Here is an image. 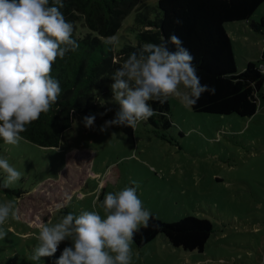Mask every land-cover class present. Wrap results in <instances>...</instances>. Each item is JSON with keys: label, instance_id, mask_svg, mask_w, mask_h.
I'll use <instances>...</instances> for the list:
<instances>
[{"label": "rangeland", "instance_id": "rangeland-1", "mask_svg": "<svg viewBox=\"0 0 264 264\" xmlns=\"http://www.w3.org/2000/svg\"><path fill=\"white\" fill-rule=\"evenodd\" d=\"M146 2L153 18L158 0ZM263 15L264 4L251 18L260 21ZM136 17L132 11L124 19L115 52L125 43L136 44ZM225 28L238 71L247 62H261L262 33L231 23ZM263 94L264 85L251 117L194 112L170 96L165 118L157 114L155 123L146 120L135 129L112 127L102 133L100 127L119 108L112 98L102 101L92 129L83 124L85 114L76 113L58 147L44 148L24 139L17 145L1 142L0 158L22 175L8 187L19 194L0 190V204L11 202L16 212L0 225L7 233L0 239V264H52L54 258H30L39 243L40 225L52 226L69 212L97 211L103 218L104 195L134 186L133 180L144 207L157 219L207 218L213 232L202 253L174 247L164 234L142 248L132 242L130 264H263ZM5 175L0 170V181ZM70 245V240L62 242L56 257Z\"/></svg>", "mask_w": 264, "mask_h": 264}, {"label": "clouds", "instance_id": "clouds-1", "mask_svg": "<svg viewBox=\"0 0 264 264\" xmlns=\"http://www.w3.org/2000/svg\"><path fill=\"white\" fill-rule=\"evenodd\" d=\"M62 7L63 0H0V138L6 144L17 145L23 139L21 133L47 113L61 94L59 80L51 75L53 64L79 47L73 39L74 25L65 18ZM106 41L113 48L119 42L116 35ZM169 44L175 46L174 50ZM194 59L175 34L162 38L159 44L146 42L138 51L129 53L114 71L109 86L119 108L99 131L112 127L135 129L139 122L158 114L149 101L163 105L174 96L190 108L204 93L215 95L214 86L201 83ZM95 120V114L84 116L85 128L92 129ZM0 170L6 174L0 188L10 187L22 175L6 158H0ZM131 184L134 186L104 195L100 203L103 218L97 211L79 215L69 212L52 226L40 225L39 243L31 260L54 258L52 264H130L135 234L141 226L148 228L152 219L137 194L139 184L135 180ZM10 215L16 216L12 203L0 204V225ZM6 235L0 230V239ZM66 240L71 245L56 257L60 244Z\"/></svg>", "mask_w": 264, "mask_h": 264}, {"label": "trees", "instance_id": "trees-1", "mask_svg": "<svg viewBox=\"0 0 264 264\" xmlns=\"http://www.w3.org/2000/svg\"><path fill=\"white\" fill-rule=\"evenodd\" d=\"M263 4L264 0H158L151 18L152 8L146 0H63L61 11L73 23V39L79 47L53 64L51 75L59 80L61 94L47 113H42L21 133L23 139L44 148L58 147L76 113L97 115L103 109L102 101L113 98L109 87L112 75L128 54L138 51L146 42L159 44L171 34L177 35L194 56L201 83L216 89L215 95L204 93L192 110L253 116L258 110L264 74L258 69L260 62H247L243 70H237L225 25L250 21ZM132 11L137 14V42L125 43L115 52L106 38L116 35ZM249 28L264 35V15L260 21L250 22ZM168 46L174 50V45ZM149 104L162 118L166 116L160 113L168 114L170 109L169 98L163 105L155 100ZM148 120L155 123V115ZM169 125L170 121L165 119L164 126ZM0 190L8 195L20 192L10 188ZM212 232L213 223L207 218L187 215L175 222H163L152 214L150 226L146 229L141 226L133 243L142 248L164 234L172 246L202 253Z\"/></svg>", "mask_w": 264, "mask_h": 264}, {"label": "crops", "instance_id": "crops-1", "mask_svg": "<svg viewBox=\"0 0 264 264\" xmlns=\"http://www.w3.org/2000/svg\"><path fill=\"white\" fill-rule=\"evenodd\" d=\"M252 21H253V22H256V20H253V19L251 18V20L248 21V22L236 23L235 25H237V26H242L243 28H245V27H246V28H247V27L249 28V23L252 22ZM233 25H234V24H233ZM249 29H250V28H249Z\"/></svg>", "mask_w": 264, "mask_h": 264}, {"label": "built area", "instance_id": "built-area-1", "mask_svg": "<svg viewBox=\"0 0 264 264\" xmlns=\"http://www.w3.org/2000/svg\"><path fill=\"white\" fill-rule=\"evenodd\" d=\"M258 69L264 74V61L258 64Z\"/></svg>", "mask_w": 264, "mask_h": 264}, {"label": "water", "instance_id": "water-1", "mask_svg": "<svg viewBox=\"0 0 264 264\" xmlns=\"http://www.w3.org/2000/svg\"><path fill=\"white\" fill-rule=\"evenodd\" d=\"M263 264H264V262H263Z\"/></svg>", "mask_w": 264, "mask_h": 264}]
</instances>
